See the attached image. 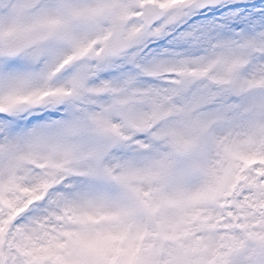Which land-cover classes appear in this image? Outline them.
Here are the masks:
<instances>
[{
    "label": "snow or ice",
    "instance_id": "snow-or-ice-1",
    "mask_svg": "<svg viewBox=\"0 0 264 264\" xmlns=\"http://www.w3.org/2000/svg\"><path fill=\"white\" fill-rule=\"evenodd\" d=\"M0 264H264V0H0Z\"/></svg>",
    "mask_w": 264,
    "mask_h": 264
}]
</instances>
